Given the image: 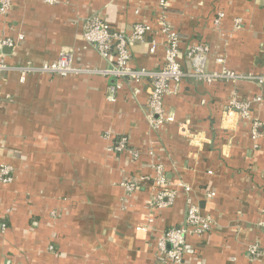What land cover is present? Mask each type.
<instances>
[{
	"label": "crops",
	"instance_id": "1",
	"mask_svg": "<svg viewBox=\"0 0 264 264\" xmlns=\"http://www.w3.org/2000/svg\"><path fill=\"white\" fill-rule=\"evenodd\" d=\"M57 1L11 0L9 12L0 14V36L17 42L0 52L12 68L0 71V165L12 170L11 182L0 181V264H164L155 240L184 220L180 183L191 188L213 224L209 233L188 238L191 249L182 264H264V250L256 257L247 253L254 243L264 249V87L186 78L164 98L173 121L152 130L147 80L86 74L20 80L14 68L52 63L61 53L71 54L80 69L108 68L83 42L88 17L129 32L136 23L155 28L160 15L159 0ZM167 1L183 70L188 48L204 43L211 72H264V0ZM219 13L223 18L215 25ZM151 39L154 54L148 53ZM164 41L155 33L134 44L131 64L162 68ZM110 86H118L113 94ZM232 94L261 98L251 112L263 126L257 139L250 120L225 113ZM122 136L137 159L110 150ZM155 163L175 184L177 197L170 208L153 211L150 181L132 194L120 184L153 177Z\"/></svg>",
	"mask_w": 264,
	"mask_h": 264
},
{
	"label": "built area",
	"instance_id": "2",
	"mask_svg": "<svg viewBox=\"0 0 264 264\" xmlns=\"http://www.w3.org/2000/svg\"><path fill=\"white\" fill-rule=\"evenodd\" d=\"M45 4L55 5L57 0H42ZM11 0H0V14L6 15L9 12ZM160 15L155 20V28L147 23L134 24L129 32L116 30L106 20L97 16L88 17L83 23L82 39L86 47L93 48L102 60L109 64L108 68L80 69L72 64V55L69 53L59 54L56 61L52 63H41L39 65L26 64L22 67L14 68L20 73V80H24L27 75H48L57 77H67L70 75L86 74L99 75L113 80H126L128 82L140 83L147 80L149 83V93L147 99L146 119L152 130H157L160 126L173 121L172 116H166L164 111V98L176 93L180 83L187 79L211 85L213 83H237L246 82L264 87V72L259 74L238 73L227 68L218 71H209L207 68V58L209 47L204 43L195 44L185 52V60L188 62L187 70H183L179 61V35L167 21L166 10L169 8L167 0H159ZM223 14L219 13L215 19V25H219ZM235 23H239L238 20ZM158 33L165 39L164 41V64L157 70L134 67L131 64V48L134 44H145L149 36ZM22 40L19 36L18 41ZM17 42L11 38L0 36V52L5 49H14ZM148 53L154 54L157 44L154 39L148 42ZM12 70L0 60V71ZM118 86H110L108 90L113 94ZM261 102V98L255 96L250 99H239L235 94L229 98L226 114L234 113L241 120L251 121V137L257 139L262 134L263 126L257 120L251 119L253 104ZM125 136L119 137L114 147V152H130L133 159H137L139 154L131 150ZM152 150V149H151ZM153 177L143 176L138 180H126L121 182V188L127 194L134 193L143 182L152 183V194L149 207L152 210H164L173 206L177 197L175 184H172L166 176V172L161 164L150 165ZM12 170L6 165H0V181L11 182ZM177 188V187H176ZM178 188L185 193V216L183 222L166 229L161 236L155 240L157 247V259L164 264H182L183 257L191 246L188 243L190 237H201L209 233L213 227L212 220L208 216L201 214L199 204L191 196V188L183 183L178 184ZM264 192V188H263ZM207 197L213 193H207ZM264 212V211H263ZM142 230V229H138ZM52 249V248H51ZM263 248L258 243L250 244L247 253L251 257L258 256Z\"/></svg>",
	"mask_w": 264,
	"mask_h": 264
},
{
	"label": "trees",
	"instance_id": "3",
	"mask_svg": "<svg viewBox=\"0 0 264 264\" xmlns=\"http://www.w3.org/2000/svg\"><path fill=\"white\" fill-rule=\"evenodd\" d=\"M118 138L119 137H117V138H114V140L111 142V144H110V150L112 151V152H114V147H115V145H116V142H117V140H118ZM129 145V144H128ZM129 148L131 149V146L129 145ZM115 154H116V152H114ZM153 211H155V210H153ZM152 214V213H151ZM174 227H176V226H174ZM171 228V227H170ZM167 229H169V228H167Z\"/></svg>",
	"mask_w": 264,
	"mask_h": 264
}]
</instances>
